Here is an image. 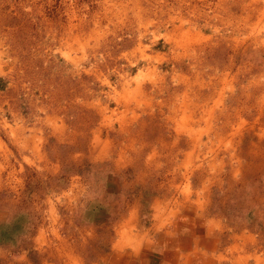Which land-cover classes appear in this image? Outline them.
<instances>
[{
  "label": "rangeland",
  "instance_id": "rangeland-1",
  "mask_svg": "<svg viewBox=\"0 0 264 264\" xmlns=\"http://www.w3.org/2000/svg\"><path fill=\"white\" fill-rule=\"evenodd\" d=\"M109 241L264 264V0H0V264Z\"/></svg>",
  "mask_w": 264,
  "mask_h": 264
},
{
  "label": "crops",
  "instance_id": "crops-1",
  "mask_svg": "<svg viewBox=\"0 0 264 264\" xmlns=\"http://www.w3.org/2000/svg\"><path fill=\"white\" fill-rule=\"evenodd\" d=\"M92 232L94 231L92 230ZM91 235L92 234H90V236ZM91 237H95V235L94 236L92 235ZM32 240L35 242L36 245H38L35 247V249L41 250L43 245L48 244L49 233L41 232L40 230V232H38L37 235ZM76 240L78 242V238ZM83 241H84L83 244L89 243L85 235H83ZM107 244H110V245L112 244V245L105 246L108 248V250L102 249L100 251L101 248H99V250H97L96 248V252L94 253L93 258L91 255H89L87 259L86 258L83 259L82 258L83 256L81 257L76 253L69 252V253H64V254L61 253L60 257L63 256L64 258L63 259L59 258V260L63 262L62 264H132L137 259L136 256L134 258L129 256L125 251L122 250V248L118 245V243H115V241H113V243L112 241L111 242L109 241ZM45 250L46 248H44V251ZM172 253H173L172 256L174 257L175 255L177 258V253H180V252H179V249L176 248V250H172ZM166 261L168 262L169 260H165V263ZM41 264H50V263L44 260Z\"/></svg>",
  "mask_w": 264,
  "mask_h": 264
}]
</instances>
